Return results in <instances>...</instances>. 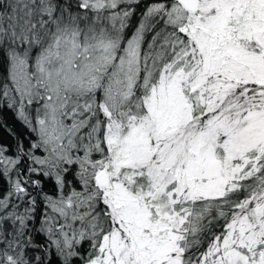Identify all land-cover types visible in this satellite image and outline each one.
Returning a JSON list of instances; mask_svg holds the SVG:
<instances>
[{"label":"snow or ice","instance_id":"snow-or-ice-1","mask_svg":"<svg viewBox=\"0 0 264 264\" xmlns=\"http://www.w3.org/2000/svg\"><path fill=\"white\" fill-rule=\"evenodd\" d=\"M0 264H264V0H0Z\"/></svg>","mask_w":264,"mask_h":264},{"label":"trees","instance_id":"trees-1","mask_svg":"<svg viewBox=\"0 0 264 264\" xmlns=\"http://www.w3.org/2000/svg\"><path fill=\"white\" fill-rule=\"evenodd\" d=\"M0 121L6 123L9 128L13 129L18 134H24L26 132V129L14 118L11 112H0ZM0 141L11 142V137L2 127H0Z\"/></svg>","mask_w":264,"mask_h":264}]
</instances>
